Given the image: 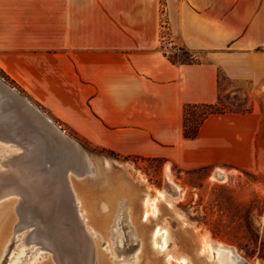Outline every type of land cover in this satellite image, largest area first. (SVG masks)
<instances>
[{
  "label": "crops",
  "instance_id": "0c3cea01",
  "mask_svg": "<svg viewBox=\"0 0 264 264\" xmlns=\"http://www.w3.org/2000/svg\"><path fill=\"white\" fill-rule=\"evenodd\" d=\"M178 47L202 60L171 63ZM0 71L95 147L264 183V0H0ZM220 74L248 110L185 138L184 106L216 103Z\"/></svg>",
  "mask_w": 264,
  "mask_h": 264
},
{
  "label": "rangeland",
  "instance_id": "374dc122",
  "mask_svg": "<svg viewBox=\"0 0 264 264\" xmlns=\"http://www.w3.org/2000/svg\"><path fill=\"white\" fill-rule=\"evenodd\" d=\"M169 56H175L177 61L184 62L202 60L201 55L190 54L181 47H178L176 52L169 53ZM0 81L46 116L85 154L86 158L80 165L82 177L71 176V187L81 185L89 190L94 199L92 203L94 217L96 220L103 218L107 222L105 235L97 231L96 234L92 230L89 231L96 249L95 263L92 264H100L99 259L102 256L108 264H147V262L161 264L163 255L166 252L170 253L172 247L179 252H176L179 257L184 254L194 264H205L204 258L195 254V249L203 237H207L213 243L219 242L234 248L247 264H264V183L254 175L234 169L184 172L162 159L123 156L114 152L112 155L110 154L112 151L91 145L73 130L58 122L2 72H0ZM246 90H248L246 84L234 83L220 74V108L230 112L246 110L247 104L244 98ZM15 150L12 145L0 142V160ZM219 171L223 179H218L219 176L215 177ZM169 183L176 185L179 192H174ZM122 186H127L126 189H132L138 195L146 193L147 204L144 210L148 216L146 219H139L137 224L147 230L156 224L165 226L170 236L165 251L162 248V234L157 236L154 247H150L148 241H143L142 249L137 246L135 238L139 236L129 222L127 205L125 200L123 201L126 195L120 192ZM106 189L109 193L112 191L111 196L107 195ZM157 193H163L168 197L167 200H171V207L157 200ZM7 199L16 200V197H6L1 199L0 203ZM105 199L111 202L110 206H103ZM78 204L80 215L86 222L83 204L81 201ZM119 218L124 219L125 232L128 233L130 240L127 244L134 248L131 256L127 254L124 257L113 250L112 234L121 235L115 226ZM31 230L32 228H25L13 234L0 256V264L45 262L55 264L48 250L25 243L26 233ZM16 237H19V240ZM32 246L37 250L29 252L25 257L23 250ZM119 259L122 260L118 262ZM168 262L180 264L172 259Z\"/></svg>",
  "mask_w": 264,
  "mask_h": 264
},
{
  "label": "bare ground",
  "instance_id": "6f19581e",
  "mask_svg": "<svg viewBox=\"0 0 264 264\" xmlns=\"http://www.w3.org/2000/svg\"><path fill=\"white\" fill-rule=\"evenodd\" d=\"M25 102L28 101L0 81V136L5 135L17 142L16 148L13 147V150L16 149L15 152L0 160V200L9 196L16 197V200L7 199L0 203V256L5 251L13 234L25 228H32L30 232L26 233L25 243L48 250L55 264L95 263L96 249L89 231L92 230L95 234L97 231L99 234L105 235L107 222L103 218L96 220L94 217L92 193L81 185H77L75 188L71 187L70 181L71 176L82 177L80 165L86 156L72 139L64 135L29 102L31 107H27ZM32 110L38 116L33 114ZM11 115L13 116L12 120L3 119L4 116L8 118ZM1 129L4 133H1ZM33 134L38 136V142L36 139H32L31 135ZM42 141H44V145ZM32 142H36V145L32 146ZM4 143L11 145L8 141H4ZM51 148L55 149L57 157L55 168L58 178L56 183L49 181V172L42 169L52 163L49 153ZM36 150H38L39 164H37V160H34L33 152ZM218 176V179H223L220 171L215 177ZM57 183L59 191L56 188ZM169 185L174 192H179L176 185L173 183H169ZM125 187L122 186L120 192L126 195L123 201L125 200L127 205L129 222L139 236L136 237L138 240L135 238L137 246L142 249L143 241H148V245L154 247L157 236L162 234V248L165 251L167 241L170 239L165 226L156 224L147 230L137 224L139 219L143 220L148 216L144 210L147 204L146 193L138 195L137 192ZM105 192L108 196L112 195V191L109 193L106 189ZM156 197L157 200L163 201L171 207V200L168 201V197L163 193H157ZM79 201L83 204L86 222L80 215ZM110 203L108 199H105L103 206H110ZM72 204L74 209H72ZM124 224L123 218L116 221L115 226L121 235L112 234V237L114 252L125 257L127 254L131 256L134 248L127 244L130 240L128 233L125 232ZM81 232L84 235L81 236ZM16 239L19 240V237ZM34 246L23 250L25 257L29 252L37 250L33 249ZM176 252L179 253L175 247H172L170 253L166 252L163 255L161 264H169V259L180 264H194L187 255L182 254L179 257ZM195 254L202 256L205 264H247L244 259L239 257L234 248L219 242L213 243L207 237L201 238L195 249ZM122 259H119L118 262ZM99 262L108 264L103 256ZM147 264L149 263L147 262Z\"/></svg>",
  "mask_w": 264,
  "mask_h": 264
},
{
  "label": "trees",
  "instance_id": "16d2710c",
  "mask_svg": "<svg viewBox=\"0 0 264 264\" xmlns=\"http://www.w3.org/2000/svg\"><path fill=\"white\" fill-rule=\"evenodd\" d=\"M168 60L173 64L175 63H180V64L195 63V62L177 61L175 56H169V55H168ZM220 106L221 105H220L219 95L217 97V102L214 104H187L185 105L183 108V136L188 139L194 138L197 135L203 122L209 116L230 112L223 108H220ZM247 110L248 109H246V111ZM110 154L113 155V152H110ZM199 170H202V169H199Z\"/></svg>",
  "mask_w": 264,
  "mask_h": 264
},
{
  "label": "water",
  "instance_id": "95a60500",
  "mask_svg": "<svg viewBox=\"0 0 264 264\" xmlns=\"http://www.w3.org/2000/svg\"><path fill=\"white\" fill-rule=\"evenodd\" d=\"M25 104L27 105V107H31L30 106V104L28 103V102H25ZM32 112H33V114H35V115H37L38 116V114L35 112V111H33L32 110ZM12 118H13V116L11 115V116H8V118L6 117V116H4L3 117V119H9V121L10 120H12ZM1 133H4L3 132V129H1ZM32 136V139H36V141L38 142V136L37 135H35V134H33V135H31ZM29 138H31L30 137V135H29ZM3 140V141H2ZM4 141H8L9 143H11V145L13 146V147H15L16 148V145H17V142H15V140H13V139H11V138H7L5 135H2V136H0V142H2V143H4ZM42 144L44 145V141H42ZM32 146H34V145H36V142L35 143H33L32 142V144H31ZM56 151H55V149H53V148H51L50 149V151H49V153H50V155H51V157H52V163H51V165H48L47 167H42V169L44 170V169H46V171H48L49 172V181H51V182H53V181H55V183H56V181H57V178H58V172H56V166H57V163H56V161H57V157H56V153H55ZM33 154H34V160L36 161L37 160V164H39L40 162H39V158L37 157V155H38V150H36V151H34L33 152ZM54 171H55V173H54ZM13 173H14V171H13ZM47 173V172H46ZM54 185V183L52 184V186ZM56 188H57V190L59 191V186H58V183H57V185H56ZM58 194H59V192H58ZM72 209H74V207H73V204H72ZM81 236L82 235H84V233L83 232H81V234H80Z\"/></svg>",
  "mask_w": 264,
  "mask_h": 264
}]
</instances>
